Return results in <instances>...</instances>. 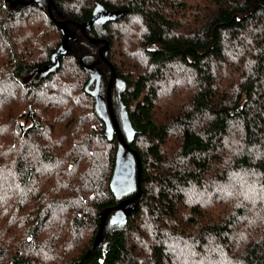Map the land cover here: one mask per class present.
Segmentation results:
<instances>
[{
  "label": "trees",
  "instance_id": "trees-1",
  "mask_svg": "<svg viewBox=\"0 0 264 264\" xmlns=\"http://www.w3.org/2000/svg\"><path fill=\"white\" fill-rule=\"evenodd\" d=\"M0 264H264V0H0Z\"/></svg>",
  "mask_w": 264,
  "mask_h": 264
},
{
  "label": "water",
  "instance_id": "water-1",
  "mask_svg": "<svg viewBox=\"0 0 264 264\" xmlns=\"http://www.w3.org/2000/svg\"><path fill=\"white\" fill-rule=\"evenodd\" d=\"M98 16H102L101 12L97 13ZM93 19L90 20L93 21ZM90 22L85 23L84 25H79L80 29L84 31L85 26H87ZM64 24V23H63ZM62 29L66 30V28L62 27ZM67 31V30H66ZM67 33V32H66ZM90 41L97 42L99 41V38H92L89 37ZM105 39H103L104 41ZM104 49H107V44L102 45L99 48L100 56L102 59H106L104 55L102 54V51ZM80 61H82V58H80ZM108 62V61H107ZM96 61L85 64V67H92L93 71L91 73V76L88 80V82L85 85L86 90L93 96H95V107L99 113V115L105 120L107 125H112L113 128L116 130L117 136L120 140V145L117 149L116 155H115V164L113 168V172L111 175V189L118 199H121L116 205L112 207L105 208L101 213V219H100V225L98 234L96 235L94 239V244H96L98 241L102 238V231L103 226L105 224V221L107 219L108 214L111 210H115V213L113 214V217L117 221H122L126 218V215L131 210V205H129L131 202H133L137 196L140 193V188H138L137 192L134 194H131L130 196H125L131 189L136 187V184H139L140 176H141V163L140 158L137 153V151L133 148H130L127 139L125 138L123 131L115 117L114 111L112 110V103H111V97H110V88L112 82L115 80L116 84L118 86H123L124 82L121 78L115 76L114 69L112 67V72L108 81L107 85V97L104 100L102 97L99 96V81H100V75L98 72V69L94 67V64ZM95 80V84L93 87L89 88V85ZM125 123H127V128L129 127L130 123L128 121L123 123V129L126 128ZM127 128L125 131H127ZM124 148L128 149V152H124Z\"/></svg>",
  "mask_w": 264,
  "mask_h": 264
},
{
  "label": "rangeland",
  "instance_id": "rangeland-1",
  "mask_svg": "<svg viewBox=\"0 0 264 264\" xmlns=\"http://www.w3.org/2000/svg\"><path fill=\"white\" fill-rule=\"evenodd\" d=\"M130 204H131V203H130ZM130 204H129V205H130ZM129 205H127V206H129ZM131 206H132V205H131Z\"/></svg>",
  "mask_w": 264,
  "mask_h": 264
},
{
  "label": "flooded vegetation",
  "instance_id": "flooded-vegetation-1",
  "mask_svg": "<svg viewBox=\"0 0 264 264\" xmlns=\"http://www.w3.org/2000/svg\"><path fill=\"white\" fill-rule=\"evenodd\" d=\"M82 31V30H81ZM82 32H84V31H82Z\"/></svg>",
  "mask_w": 264,
  "mask_h": 264
}]
</instances>
